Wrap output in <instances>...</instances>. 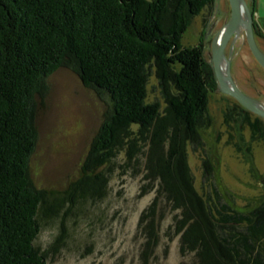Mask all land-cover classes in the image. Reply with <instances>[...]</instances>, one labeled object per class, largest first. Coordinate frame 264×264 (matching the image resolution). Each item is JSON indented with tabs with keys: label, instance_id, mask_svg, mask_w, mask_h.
<instances>
[{
	"label": "trees",
	"instance_id": "16d2710c",
	"mask_svg": "<svg viewBox=\"0 0 264 264\" xmlns=\"http://www.w3.org/2000/svg\"><path fill=\"white\" fill-rule=\"evenodd\" d=\"M215 1L0 0V264H47L66 229L62 222L42 251L35 242L43 222L103 200L121 155L124 170L136 175L145 167L140 197L155 192L138 226L143 264L154 258L169 215L180 235L181 264H264V186L239 209L211 182L200 193L189 165V146L205 150L202 131L214 124L210 101L219 86L203 45L186 47L182 39ZM60 69L106 93L112 109L80 176L57 193L36 187L29 168L40 104ZM224 117L230 128L237 125L230 142H239L237 128L247 127L252 140L264 142V118L236 99ZM241 141L238 152L249 153L253 165L252 145ZM204 169L209 182L215 170L209 157Z\"/></svg>",
	"mask_w": 264,
	"mask_h": 264
},
{
	"label": "rangeland",
	"instance_id": "374dc122",
	"mask_svg": "<svg viewBox=\"0 0 264 264\" xmlns=\"http://www.w3.org/2000/svg\"><path fill=\"white\" fill-rule=\"evenodd\" d=\"M245 1L252 10L251 0ZM231 13L229 0H216L211 10L206 9L194 17L183 35V45L202 44L207 61L213 65V51L219 45ZM258 44L263 46L260 41ZM226 58L239 89L264 106V67L252 52L247 29L236 32L226 49ZM49 82L50 92L40 104L36 119L39 139L29 174L36 187L59 193L80 176L81 165L94 137L110 115L112 102L106 93L85 87L78 76L67 69L57 71ZM234 100L220 89L211 94L210 112L214 124L202 131L204 151L195 152L189 146V165L200 193L209 191L211 184H215L225 201H235L236 207L242 209L257 200L264 186V142L252 140L248 127L241 133L237 128L239 139L243 136L241 139L252 145L253 165L248 161L249 153L238 152L235 145L238 141L230 142L237 125L229 127L224 109ZM237 137L236 134L235 140ZM241 139L239 144H243ZM123 157L116 159V171L109 179V194L103 200L87 202L83 209L76 208L65 217L62 210L53 219L43 222L35 242L42 251H47L59 235L62 222L66 229L64 241L47 253V264H143L141 252L145 239L138 233V226L155 192L140 197L145 167L135 175L120 166L124 163ZM206 157L215 168L209 182L205 180ZM172 225V215L162 221L160 242L148 264H181L180 235H175Z\"/></svg>",
	"mask_w": 264,
	"mask_h": 264
},
{
	"label": "water",
	"instance_id": "95a60500",
	"mask_svg": "<svg viewBox=\"0 0 264 264\" xmlns=\"http://www.w3.org/2000/svg\"><path fill=\"white\" fill-rule=\"evenodd\" d=\"M229 2L232 11L231 18L224 27V36L222 38V42L219 49L217 51L215 50L213 51V67L217 78L218 86L223 93L233 96L241 105H243L247 109L255 112L256 114L264 118V106L260 102L252 99L251 97H249L239 89V87L234 82L231 76V72L228 73V76L226 78L223 76L220 69V62L222 61V59L225 58L226 49L229 43L231 42V40L233 39L239 27V24L242 20L241 3H243V6L247 11L246 13L248 16L249 28H248L247 38L249 45L252 49L254 56L264 67V61H263L264 53H262L258 47L252 27L253 17L247 2L245 0H229Z\"/></svg>",
	"mask_w": 264,
	"mask_h": 264
},
{
	"label": "crops",
	"instance_id": "0c3cea01",
	"mask_svg": "<svg viewBox=\"0 0 264 264\" xmlns=\"http://www.w3.org/2000/svg\"><path fill=\"white\" fill-rule=\"evenodd\" d=\"M252 2V12H254V17L256 24L258 25L259 35L256 36L257 44L259 41L261 45L258 44L259 49L264 53V0H251ZM252 14V13H251Z\"/></svg>",
	"mask_w": 264,
	"mask_h": 264
},
{
	"label": "bare ground",
	"instance_id": "6f19581e",
	"mask_svg": "<svg viewBox=\"0 0 264 264\" xmlns=\"http://www.w3.org/2000/svg\"><path fill=\"white\" fill-rule=\"evenodd\" d=\"M241 8H242V20L239 24V27L237 29L236 32H238L239 29H247V33H248V28H249V22H248V16H247V11L245 10V7L243 6V3H241ZM236 34V33H235ZM224 36V30L223 32L221 33L220 35V38H219V45L216 49H214L215 51H217L221 45V42H222V38ZM263 61H264V58H263ZM220 69H221V72L223 74L224 77L227 78L228 76V73L230 72V66H229V62L226 58V55H225V58L222 59V61L220 62Z\"/></svg>",
	"mask_w": 264,
	"mask_h": 264
},
{
	"label": "flooded vegetation",
	"instance_id": "af4514ba",
	"mask_svg": "<svg viewBox=\"0 0 264 264\" xmlns=\"http://www.w3.org/2000/svg\"><path fill=\"white\" fill-rule=\"evenodd\" d=\"M256 37V36H255Z\"/></svg>",
	"mask_w": 264,
	"mask_h": 264
}]
</instances>
